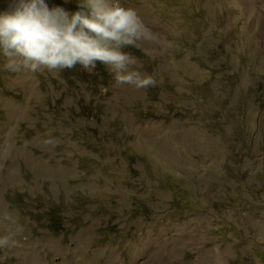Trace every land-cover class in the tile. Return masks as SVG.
<instances>
[{
    "label": "rangeland",
    "instance_id": "rangeland-1",
    "mask_svg": "<svg viewBox=\"0 0 264 264\" xmlns=\"http://www.w3.org/2000/svg\"><path fill=\"white\" fill-rule=\"evenodd\" d=\"M120 2L154 86L0 54V264H264V0Z\"/></svg>",
    "mask_w": 264,
    "mask_h": 264
},
{
    "label": "clouds",
    "instance_id": "clouds-1",
    "mask_svg": "<svg viewBox=\"0 0 264 264\" xmlns=\"http://www.w3.org/2000/svg\"><path fill=\"white\" fill-rule=\"evenodd\" d=\"M156 40L136 10L120 0H78L75 11L50 7L46 0H10L0 11V54L11 71L63 70L102 64L117 85H155L151 76L131 70L136 60L125 48ZM147 54V50H143ZM8 238L0 239V247Z\"/></svg>",
    "mask_w": 264,
    "mask_h": 264
}]
</instances>
